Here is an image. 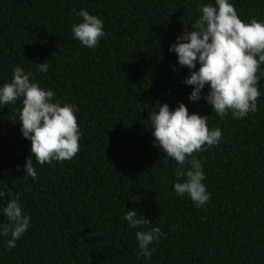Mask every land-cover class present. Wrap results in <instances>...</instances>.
Returning <instances> with one entry per match:
<instances>
[{
    "label": "trees",
    "instance_id": "1",
    "mask_svg": "<svg viewBox=\"0 0 264 264\" xmlns=\"http://www.w3.org/2000/svg\"><path fill=\"white\" fill-rule=\"evenodd\" d=\"M239 18L264 21V0H229ZM215 0H0V87L16 66L68 103L81 133L76 156L40 165L25 175L31 144L15 104L0 106V224L3 207L19 193L30 217L9 249L0 236V264H264V64L257 111L223 119L202 98L189 100V75L171 45ZM84 9L104 22L94 48L74 39ZM49 64L46 73L34 65ZM178 69L174 71L173 69ZM199 63L196 69L198 70ZM208 86L201 90L206 95ZM209 116L220 142L196 153L209 201L197 207L178 182L174 160L154 144L150 109L157 103ZM147 104V107L143 105ZM168 159V163H164ZM19 166V170H17ZM185 168L190 165H185ZM179 182H183L181 179ZM152 224L130 228L126 211ZM163 233L151 259L138 255L136 231Z\"/></svg>",
    "mask_w": 264,
    "mask_h": 264
},
{
    "label": "clouds",
    "instance_id": "2",
    "mask_svg": "<svg viewBox=\"0 0 264 264\" xmlns=\"http://www.w3.org/2000/svg\"><path fill=\"white\" fill-rule=\"evenodd\" d=\"M198 10L201 15L191 29L185 27L176 37L177 43L169 48L177 55L178 64L189 70L183 81L193 86L189 100L197 102L203 98L221 119L229 112L237 119L255 113L261 96L257 73L264 64V21L255 18L248 23L242 21L229 0H215V6L208 3ZM72 11L82 17L81 23L72 25L74 39L88 48L96 47L100 38L105 36L103 20L84 9ZM197 63L198 70H193ZM34 66L41 73L49 69L47 62ZM31 75L20 66L14 67L11 81L0 87V106L15 104L22 98L19 124L22 136L30 141L32 153L24 165L23 177L35 181L38 175L33 158L40 165L73 159L80 149L81 133L75 115L78 109L68 103L61 106L55 92L32 82ZM206 85L207 93L201 97V90ZM156 106L157 112L151 109L149 112L152 135L154 144H158L166 157L178 166L175 170L178 182L174 183V190L179 196L187 194L197 207H202L209 201L210 193L202 183L205 176L196 153L217 145L222 137L221 129L209 130V116L190 114L182 102L174 110H170L166 103H157ZM163 161L168 163V159ZM186 164L190 167L185 168ZM181 179L183 182H179ZM19 199L17 193L3 207L8 223L0 224V236H11L6 241L9 249L16 246L29 227L30 217L22 212ZM124 220L130 228L152 224L139 210L126 211ZM161 236L163 233L159 227L136 231L138 255L150 260L155 249L149 246L158 242Z\"/></svg>",
    "mask_w": 264,
    "mask_h": 264
}]
</instances>
